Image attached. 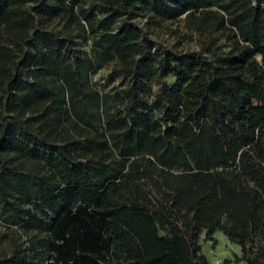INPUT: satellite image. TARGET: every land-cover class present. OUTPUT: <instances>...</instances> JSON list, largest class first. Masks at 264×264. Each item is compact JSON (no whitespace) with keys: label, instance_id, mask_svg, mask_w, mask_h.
I'll return each mask as SVG.
<instances>
[{"label":"trees","instance_id":"obj_1","mask_svg":"<svg viewBox=\"0 0 264 264\" xmlns=\"http://www.w3.org/2000/svg\"><path fill=\"white\" fill-rule=\"evenodd\" d=\"M216 231L264 264V0H0V264H211Z\"/></svg>","mask_w":264,"mask_h":264},{"label":"rangeland","instance_id":"obj_2","mask_svg":"<svg viewBox=\"0 0 264 264\" xmlns=\"http://www.w3.org/2000/svg\"><path fill=\"white\" fill-rule=\"evenodd\" d=\"M139 22L140 26H142L143 21ZM183 33V28H181L177 23L171 22L167 28L161 26L160 28L154 29L151 36L158 44L161 45L171 46L180 41L181 45L184 47H195V43L193 41L180 37ZM84 48L85 50H88L87 44H84ZM109 69V66L105 67L91 76L93 84L101 93H107L112 87L121 82L119 78L114 80L108 78ZM151 87L152 91L156 90V86L153 83H151ZM198 242L204 253L208 256L211 264H246L240 260L241 254L239 246L230 243L220 231L214 232L211 240L205 239L204 233H202Z\"/></svg>","mask_w":264,"mask_h":264}]
</instances>
